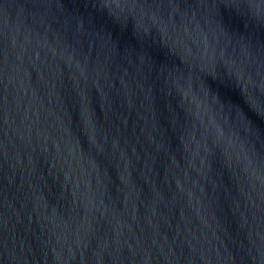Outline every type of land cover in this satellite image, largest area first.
<instances>
[{
	"label": "water",
	"instance_id": "obj_1",
	"mask_svg": "<svg viewBox=\"0 0 264 264\" xmlns=\"http://www.w3.org/2000/svg\"><path fill=\"white\" fill-rule=\"evenodd\" d=\"M242 98L264 0H0V264H264Z\"/></svg>",
	"mask_w": 264,
	"mask_h": 264
},
{
	"label": "snow or ice",
	"instance_id": "obj_2",
	"mask_svg": "<svg viewBox=\"0 0 264 264\" xmlns=\"http://www.w3.org/2000/svg\"><path fill=\"white\" fill-rule=\"evenodd\" d=\"M230 103L232 104L233 108L238 111L239 115L245 120L249 119L247 109H251L253 112L256 113V115H259L262 118H264V112H260L257 111L256 109H252L251 105L248 104L246 99L242 98L241 101L232 100L230 101Z\"/></svg>",
	"mask_w": 264,
	"mask_h": 264
}]
</instances>
